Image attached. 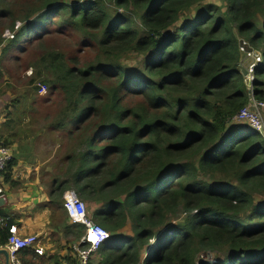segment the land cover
Returning <instances> with one entry per match:
<instances>
[{"label":"trees","instance_id":"1","mask_svg":"<svg viewBox=\"0 0 264 264\" xmlns=\"http://www.w3.org/2000/svg\"><path fill=\"white\" fill-rule=\"evenodd\" d=\"M31 1L3 54L68 30L95 51L86 70L39 60L63 98L50 129L68 130L51 201L101 205L90 217L110 233L91 264H264V140L234 121L250 93L264 101V63L250 91L239 68L242 41L264 54V0ZM218 175L233 182L202 180Z\"/></svg>","mask_w":264,"mask_h":264},{"label":"crops","instance_id":"2","mask_svg":"<svg viewBox=\"0 0 264 264\" xmlns=\"http://www.w3.org/2000/svg\"><path fill=\"white\" fill-rule=\"evenodd\" d=\"M5 123L6 119L2 117L0 147L11 152L12 160L0 174L5 195L0 199V213L5 217L0 223L13 220L16 234L37 237V243L19 255L21 264H78L72 247L80 242L84 233L79 241L74 240L72 228H68L74 225L64 209L65 199L62 206L51 201L61 157L56 136H65L67 130L25 129L27 133L24 134L9 129ZM238 125L244 131L252 132L243 124ZM93 208L92 213L102 206L94 205ZM6 246L7 243L0 245V250L7 251ZM0 263L5 264L3 255H0Z\"/></svg>","mask_w":264,"mask_h":264},{"label":"rangeland","instance_id":"3","mask_svg":"<svg viewBox=\"0 0 264 264\" xmlns=\"http://www.w3.org/2000/svg\"><path fill=\"white\" fill-rule=\"evenodd\" d=\"M34 3L31 0H13L0 6V77H2L0 78V114L2 115L0 119L2 117L6 119L5 124L9 129L19 130L24 134L27 133L24 131L25 129H37L41 132L52 130L50 125L63 107V98L59 89L54 90L51 87L52 78L47 74L45 65L39 62L40 58L50 51L62 52L68 59L74 58L78 61L76 65L69 64L70 66L86 70L94 61L95 56L93 47H87V44H83L86 42L85 39L79 34L71 32V30L65 33H58V31L50 33L46 40L37 41L26 55H22L17 50H12L6 55L3 54L2 49L13 39L12 24L16 22L15 30H17L22 24L20 20H23L27 14L26 9L32 7ZM261 22L262 18L258 20L259 24ZM23 44L26 43L23 41ZM244 48L242 52L247 56L245 61L239 65V68L248 71V76L244 77L250 91V83L254 79V70L264 63V54L261 50H259L261 52L253 51V53L247 54L246 50L251 48L248 44ZM33 65H38L40 70L33 69L31 67ZM253 95V93H250L249 102L260 101ZM259 138L264 140V135H259ZM57 139L59 152H61L57 167L62 171V158L69 147V142L67 136L59 135L56 136ZM183 162H186V160ZM202 180L220 183L233 182L231 176L219 175L214 179L202 176ZM85 205L90 216L94 208L86 202ZM181 220L182 217L178 216L172 222H174V225L181 224ZM241 220L245 221L244 217ZM225 254L218 252L211 255H199L198 262L215 259L216 257L223 258L226 256Z\"/></svg>","mask_w":264,"mask_h":264},{"label":"built area","instance_id":"4","mask_svg":"<svg viewBox=\"0 0 264 264\" xmlns=\"http://www.w3.org/2000/svg\"><path fill=\"white\" fill-rule=\"evenodd\" d=\"M252 100V99H250ZM254 100V99H253ZM238 124L246 125L252 132L264 135V102L251 101L234 119ZM12 160L11 152L0 147V174L4 172ZM4 189L0 183V199H4ZM64 209L70 222L84 227L85 233L79 243L73 245L78 264H91L93 256L100 247L110 239V233L96 224L89 216L85 202L75 191H69L64 196ZM37 243V237H21L16 234V228L11 230V236L7 241V252L10 264H21L19 255L22 251L33 247ZM2 264V263H0Z\"/></svg>","mask_w":264,"mask_h":264},{"label":"water","instance_id":"5","mask_svg":"<svg viewBox=\"0 0 264 264\" xmlns=\"http://www.w3.org/2000/svg\"><path fill=\"white\" fill-rule=\"evenodd\" d=\"M240 46L242 47V49H245L244 47L246 46V44L242 41ZM246 51H249V53H253V50L251 49H247ZM241 72L243 73V76H248V71L245 69H241ZM0 255H3L5 257V264H10V260H9V254L6 250L1 249L0 250Z\"/></svg>","mask_w":264,"mask_h":264}]
</instances>
